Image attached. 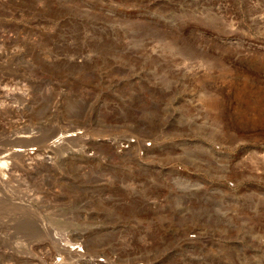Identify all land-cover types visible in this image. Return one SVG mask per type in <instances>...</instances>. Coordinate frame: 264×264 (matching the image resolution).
Masks as SVG:
<instances>
[{"label":"rangeland","instance_id":"1","mask_svg":"<svg viewBox=\"0 0 264 264\" xmlns=\"http://www.w3.org/2000/svg\"><path fill=\"white\" fill-rule=\"evenodd\" d=\"M17 124L88 145L0 181V264H264V0H0Z\"/></svg>","mask_w":264,"mask_h":264},{"label":"bare ground","instance_id":"2","mask_svg":"<svg viewBox=\"0 0 264 264\" xmlns=\"http://www.w3.org/2000/svg\"><path fill=\"white\" fill-rule=\"evenodd\" d=\"M37 107L38 108L36 110H38V111H41V109L43 108L41 103H40V105L38 104ZM11 126L13 127V131L15 132L14 138L10 139L7 142L0 140V181H5V180L8 181L7 179H13V178L15 180V178L16 177L18 178L19 175H21V176L25 175L27 170L30 169V166H33L34 169L38 168L40 166H44V165L47 166L48 162H46L45 160H42L44 162H41V161H39L38 158L43 157L48 153L50 155V152L51 151L53 152L55 150V148H57V145L61 144L62 142H63V144H65V143L72 144L73 142L86 143L85 142L86 136L84 135L83 137H81V136H79V134H76L75 128H72V129H69L66 131L64 130V131H61L58 133H55L56 132L55 131V132H53V134L48 135V137L42 138V135L41 136L32 135V131L34 129H32V127L30 125L25 126L23 124H17V126H13V125H11ZM77 131H78V129H77ZM18 135H23L24 137H22V139L17 138ZM74 138H77V139H74ZM47 143H49V145H46ZM87 145L88 144L86 143V146ZM138 146H140V143ZM30 147H37L36 149L33 148L32 150H29V151H33L34 149L36 150L33 155H32L33 152L32 153L28 152V149ZM66 150L68 151V149H66ZM52 152H51V155L54 154L56 151L54 153H52ZM54 155H56V154H54ZM29 161L33 162V164H31V163H30L31 165L27 164V162H29ZM51 163H53V162H51ZM15 175H18V176L14 177ZM19 179H21V178H19ZM4 184H6V183H4Z\"/></svg>","mask_w":264,"mask_h":264}]
</instances>
